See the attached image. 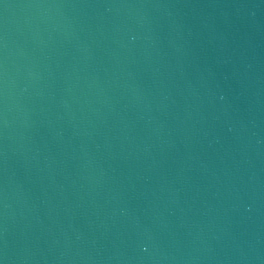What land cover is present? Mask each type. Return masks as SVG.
<instances>
[{
    "label": "water",
    "instance_id": "1",
    "mask_svg": "<svg viewBox=\"0 0 264 264\" xmlns=\"http://www.w3.org/2000/svg\"><path fill=\"white\" fill-rule=\"evenodd\" d=\"M0 264H264V0H0Z\"/></svg>",
    "mask_w": 264,
    "mask_h": 264
}]
</instances>
